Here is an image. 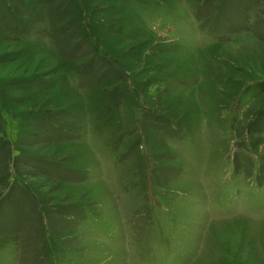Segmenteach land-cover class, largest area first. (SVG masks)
Wrapping results in <instances>:
<instances>
[{"label": "rangeland", "instance_id": "rangeland-1", "mask_svg": "<svg viewBox=\"0 0 264 264\" xmlns=\"http://www.w3.org/2000/svg\"><path fill=\"white\" fill-rule=\"evenodd\" d=\"M0 264H264V0H0Z\"/></svg>", "mask_w": 264, "mask_h": 264}]
</instances>
